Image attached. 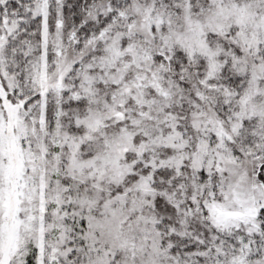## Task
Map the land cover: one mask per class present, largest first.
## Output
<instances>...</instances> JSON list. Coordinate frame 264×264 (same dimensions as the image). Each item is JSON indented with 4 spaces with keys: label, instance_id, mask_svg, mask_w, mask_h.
<instances>
[{
    "label": "snow or ice",
    "instance_id": "obj_1",
    "mask_svg": "<svg viewBox=\"0 0 264 264\" xmlns=\"http://www.w3.org/2000/svg\"><path fill=\"white\" fill-rule=\"evenodd\" d=\"M0 264H264V0H0Z\"/></svg>",
    "mask_w": 264,
    "mask_h": 264
}]
</instances>
